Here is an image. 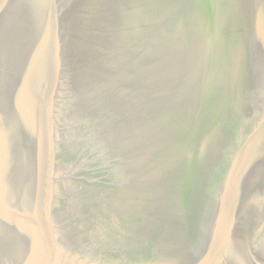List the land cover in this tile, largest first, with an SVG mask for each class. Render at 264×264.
<instances>
[{
    "label": "water",
    "instance_id": "1",
    "mask_svg": "<svg viewBox=\"0 0 264 264\" xmlns=\"http://www.w3.org/2000/svg\"><path fill=\"white\" fill-rule=\"evenodd\" d=\"M220 1L0 0V264L131 253L150 192L204 165Z\"/></svg>",
    "mask_w": 264,
    "mask_h": 264
},
{
    "label": "rangeland",
    "instance_id": "2",
    "mask_svg": "<svg viewBox=\"0 0 264 264\" xmlns=\"http://www.w3.org/2000/svg\"><path fill=\"white\" fill-rule=\"evenodd\" d=\"M216 2H208L203 20L204 24L213 22L214 15L220 18L211 25L217 45L204 73L207 80L215 70L217 74L211 81L221 78L215 79V85L222 86L216 90L218 96L214 92L217 97L210 99L208 116L212 121L204 125L203 131L204 144L207 142L203 154L210 160L203 155L205 162L198 164V171L192 165L195 172L183 171L172 183L164 179L158 190L150 192L151 200L143 210L144 222L135 236L133 250L116 264H220L218 255L235 264H264V10L254 23L255 0ZM199 17L202 20L200 14ZM203 31L204 26L200 29L202 35ZM232 36L235 44L230 46ZM223 41L227 43L222 45ZM238 71L248 78V90L255 100V151L253 147L249 149L245 138L250 129L246 119H250L252 99ZM216 107L221 110L216 111L220 113L218 120ZM247 154L253 168L247 166L240 172L248 164Z\"/></svg>",
    "mask_w": 264,
    "mask_h": 264
},
{
    "label": "bare ground",
    "instance_id": "3",
    "mask_svg": "<svg viewBox=\"0 0 264 264\" xmlns=\"http://www.w3.org/2000/svg\"><path fill=\"white\" fill-rule=\"evenodd\" d=\"M239 3V2H238ZM255 3H256V7L254 8V12H253V14H252V18H253V20H252V22H254V23H256V22H258L261 18H260V16H261V14L263 13L262 11L264 10V0H255ZM211 4V3H210ZM217 4V3H216ZM243 4H242V2H241V11H243V6H242ZM218 12V11H217ZM212 13V12H211ZM214 15V14H213ZM240 18H241V16H240ZM211 19H213L212 17H211ZM211 19H209V20H211ZM240 20V19H239ZM242 22L244 21V19L243 20H241ZM210 22V21H209ZM212 22V21H211ZM213 23V22H212ZM218 24V23H217ZM243 25H244V23H243ZM251 27V26H250ZM249 27V28H250ZM218 28H219V26H218ZM242 28V27H241ZM218 30V29H217ZM262 30H264V28L262 29ZM204 32V31H203ZM216 34H218V32L216 33ZM214 35V34H213ZM215 36V35H214ZM219 37V36H218ZM218 39V38H217ZM213 40H214V38H213ZM264 41V40H263ZM262 41V42H263ZM214 42V41H213ZM218 47V46H217ZM220 47V46H219ZM209 53V52H208ZM218 54V53H217ZM208 63L210 64V62L208 61ZM207 67H208V64L207 65H205V68H206V70L204 71V73H206L208 70H207ZM264 67V66H263ZM253 75V74H252ZM206 76V75H205ZM238 76H239V78L242 80V83L244 84V88H245V90L247 91V93H248V95H250V97H251V94L249 93V90H248V87H250L248 84H247V80H248V78L247 79H245V74L244 73H242L241 74V72L240 71H238ZM204 80H206V79H204ZM216 80L217 81H220L221 80V78L218 80L217 79V77H216ZM250 81V80H249ZM252 81V80H251ZM250 83V82H249ZM252 84V83H251ZM260 84V83H259ZM263 84H264V81H263ZM253 85V84H252ZM255 91V90H254ZM258 91V90H257ZM216 93V92H215ZM260 96V95H259ZM261 97V96H260ZM251 104H250V119H249V116L247 117V119H246V121H247V124H248V126H249V128L250 129H248L247 130V132H246V136H245V138L248 140V147H249V149L253 146V147H256V145L258 146V143H257V139H256V117H255V111H254V108H255V100L251 97ZM224 105H225V101L223 100V102H222ZM264 114V113H263ZM232 119V118H231ZM263 132V131H262ZM263 139V138H262ZM262 141V140H261ZM260 141V142H261ZM263 141H264V139H263ZM262 145V144H261ZM264 146V145H263ZM260 148V147H259ZM257 149H258V147H257ZM261 149V148H260ZM248 150V149H247ZM249 154H247V161L246 162H250V160H251V157H249L248 156ZM205 159H207L208 161L210 160V158H208V157H205ZM247 168V167H246Z\"/></svg>",
    "mask_w": 264,
    "mask_h": 264
}]
</instances>
